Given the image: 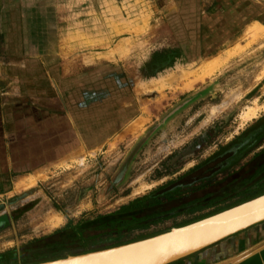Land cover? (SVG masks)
<instances>
[{
    "label": "rangeland",
    "instance_id": "1",
    "mask_svg": "<svg viewBox=\"0 0 264 264\" xmlns=\"http://www.w3.org/2000/svg\"><path fill=\"white\" fill-rule=\"evenodd\" d=\"M0 33L4 91L47 92L52 80L76 110L81 143L56 165L0 184V264L106 248L116 238L99 230L98 217L152 192L181 186L184 198L168 209L237 190L232 165L224 177L214 173L234 141L264 132V116L250 121L264 115V0H0ZM197 92L107 195L140 135ZM258 147L241 158L245 167L233 166L235 178H249L264 159L251 158Z\"/></svg>",
    "mask_w": 264,
    "mask_h": 264
},
{
    "label": "crops",
    "instance_id": "2",
    "mask_svg": "<svg viewBox=\"0 0 264 264\" xmlns=\"http://www.w3.org/2000/svg\"><path fill=\"white\" fill-rule=\"evenodd\" d=\"M3 41L4 36L0 33V55ZM3 84L1 81L0 184L8 183L13 176L38 174L40 169L56 165L63 157L66 159L80 148L81 143L72 119L76 110L67 106L69 104L64 97L59 96L52 80L48 81L47 92L33 90L27 93L23 88L20 93L9 94L4 91ZM261 116L264 115L253 117L254 121ZM250 121L251 124L254 122L253 119ZM262 149L264 145L253 150L251 158L260 159L264 156V154L259 155ZM240 162H242L239 163L240 166H246L243 160ZM261 164H264V159L254 169L261 167ZM234 167L227 171V176H232L229 172H233ZM216 176L223 175L216 174ZM259 181L264 182V172L256 176L251 183H259ZM180 198L181 195L171 201L178 202ZM216 198L215 195L209 194L202 199H193V201L201 200V203L198 202L201 208L192 204L180 209L179 213L183 217L188 214L190 218L208 215L218 205L223 204L224 200L218 205H212ZM235 198L239 199V197ZM237 204L240 203L228 206ZM183 217L179 220L181 221ZM169 264H264V221Z\"/></svg>",
    "mask_w": 264,
    "mask_h": 264
},
{
    "label": "water",
    "instance_id": "3",
    "mask_svg": "<svg viewBox=\"0 0 264 264\" xmlns=\"http://www.w3.org/2000/svg\"><path fill=\"white\" fill-rule=\"evenodd\" d=\"M202 95L203 92H197L187 97L149 127L131 150L112 182L116 184L123 178L132 158L148 136ZM262 221L264 194L150 237L34 264H169Z\"/></svg>",
    "mask_w": 264,
    "mask_h": 264
},
{
    "label": "trees",
    "instance_id": "4",
    "mask_svg": "<svg viewBox=\"0 0 264 264\" xmlns=\"http://www.w3.org/2000/svg\"><path fill=\"white\" fill-rule=\"evenodd\" d=\"M258 120L254 121L253 123L258 122ZM261 136H264V132L260 131L255 137H252L251 141H247V140L244 141L240 140L238 142L234 141L235 143L233 142V145H231L230 149L224 150L223 153L219 155L221 157L227 155V157L224 160H222V164L218 165L219 167L216 168L215 170L216 173L214 174L222 173L223 170L229 167L228 165L234 166L235 164H238V162L241 160L243 155L246 154L248 149H252L253 147H258L257 137L261 138ZM237 139L239 140V138ZM260 154H264V149H262V151L259 152V155ZM228 160L231 161L229 163H226L225 161ZM261 167L257 168L256 170L254 169V172L247 179L235 178L234 177L235 173H233L234 172L233 171L232 184L237 189L233 193L234 196H231L229 194L224 198L218 197L215 199V201H213L214 203L212 205H218L223 200H226L229 197H239V199L233 203L236 204L237 202L241 203L251 198H254L258 195L264 194V182L259 181V183L258 182L251 183V181L256 176L264 172V164H261ZM179 190H181V186H177L176 188H172L168 191L164 190L161 192H152L149 195L134 200L130 204L119 209V211L117 212H114L109 215L99 216L96 221L98 224H100L99 230L100 229L105 230L107 232V235H109L108 238L110 240L116 238V242L113 241L107 247H112V246L128 243L131 241H136L159 233H163L170 230V227L172 226L174 227L183 226L191 222L197 221L199 219L205 218L207 216L213 215L229 207V206H224L222 208H214V210L211 211L210 214L208 215H200L194 218L192 217L190 218L189 217L190 215L186 214L183 217V215L179 213L180 209L195 204V201L193 202L189 201L187 203H184L185 205L179 204V206H174L168 209H164L166 206L174 203L173 201H171L172 199H175L180 195H181L180 199L184 198L183 197L184 195H182V193ZM198 202L201 203V200H199ZM198 202H196L197 205L195 204V207L200 206L201 208V204H198ZM187 209L191 210V208H187ZM182 217L183 219L180 222H177V218H182ZM168 221H173L174 222L173 225L159 230L156 229L155 231L154 228L160 227L166 224ZM77 234L78 237L81 236V232H78ZM132 234H136V236H134V238H131L128 241H122V242L120 241L121 237L123 236L125 237ZM98 249H103V248L87 249L84 250V252L94 251Z\"/></svg>",
    "mask_w": 264,
    "mask_h": 264
},
{
    "label": "flooded vegetation",
    "instance_id": "5",
    "mask_svg": "<svg viewBox=\"0 0 264 264\" xmlns=\"http://www.w3.org/2000/svg\"><path fill=\"white\" fill-rule=\"evenodd\" d=\"M179 112H177V114H179ZM176 115V114H175ZM178 116V115H177ZM174 118V117H173ZM171 119V118H170ZM170 119L167 121L169 122ZM167 122L163 125V127H161L160 129L156 130L154 133H152L150 136H148V138L145 140V142L143 143V145L139 148V150L136 152V155L132 158L127 170H126V173L125 175L123 176L122 179H120L116 184H114L112 182V180L114 179V177L117 175L118 171L120 170L122 164L124 163V161L126 160V158L128 157V155L130 154L131 150L134 148V146L138 143V141L145 135L146 131L149 129H147L143 134L140 135L139 139L136 140V142L134 143V145L132 146L131 150L128 152V154L126 155V157L124 158L123 162L120 164L118 170L116 171V173L114 174V176L112 177V179L110 180V182L108 183V185L106 186V193L107 195L114 192L115 190H117L118 188L122 187L125 183H126V180H127V177L129 175V173L131 172V167L133 166V164L135 163V159L137 158L138 154L146 147L148 146L153 137L161 130H163V128L165 129V125L167 124ZM111 186V188H110Z\"/></svg>",
    "mask_w": 264,
    "mask_h": 264
}]
</instances>
